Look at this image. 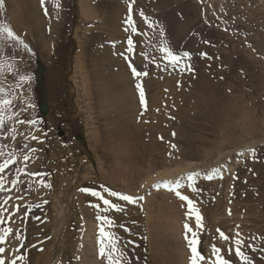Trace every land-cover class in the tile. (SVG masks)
Returning <instances> with one entry per match:
<instances>
[{"label":"rangeland","instance_id":"374dc122","mask_svg":"<svg viewBox=\"0 0 264 264\" xmlns=\"http://www.w3.org/2000/svg\"><path fill=\"white\" fill-rule=\"evenodd\" d=\"M15 1L3 0L0 6V25H8L27 45L25 48L0 35V89L6 94L0 99L12 101L3 110L0 164L15 161L0 173L4 186L0 190V236H4L0 259L4 264H110L109 255L120 264H153L148 244L137 241L146 233L147 224L152 254L161 256L158 264H190L185 236L191 240L193 232L199 241L197 250L205 257L202 264L215 260L213 246L228 264H242L235 241L253 228L246 223L232 233L225 221L234 226L238 219H252L249 206L254 203L246 201V195L254 190L255 168L264 163V0H117L119 15L110 22L113 34L105 38L94 23L116 0L102 10L93 0H82V7L77 8V0H65L64 10L57 9L61 0ZM21 7L35 13L45 42L54 40L51 32L63 27L57 53L43 54L35 41L25 38L18 15ZM129 16L132 25L127 23ZM162 46L170 49L178 62L164 59ZM133 67L147 75L134 77ZM101 72L104 77L110 74L115 83L105 80ZM201 72L216 83L229 108L237 111L230 120L219 117L223 126L232 129V146H237L230 154L224 151L229 154L226 158L230 157L227 163L211 165L203 159L211 150L209 146L226 140L208 110L204 118L190 107ZM257 74L263 85L257 79L250 85L248 78ZM22 76L30 79L21 81ZM138 83L144 93L143 105ZM188 103L186 108L192 109L190 116L198 125L194 136L202 149L199 158L185 161L188 168L174 165L149 176H143L138 164L137 181L135 178L130 186L134 189L126 191L130 174L122 155L115 151L117 127L123 137L140 134L160 119H176L178 110ZM190 119L187 116L188 122ZM250 122L256 124V139L247 136ZM161 130L160 136H154L161 144L158 153L170 158L178 153L176 143L168 140L173 130ZM117 169L121 173L114 187L111 179ZM156 174L163 177L153 180ZM13 179L17 180L14 187ZM109 191L135 199V203L124 201L129 203L124 205L125 223L109 215L112 208L103 203L114 197ZM177 192L193 202L202 217V228H197L194 214ZM152 201L159 203L143 213L147 216L144 225L141 211ZM185 224L191 232L186 233ZM7 229L11 232L5 234ZM101 229L106 234L103 237ZM125 231H130L129 235ZM116 232L134 242L130 259ZM220 233L228 239H221ZM239 248L249 264H264L259 249Z\"/></svg>","mask_w":264,"mask_h":264},{"label":"bare ground","instance_id":"6f19581e","mask_svg":"<svg viewBox=\"0 0 264 264\" xmlns=\"http://www.w3.org/2000/svg\"><path fill=\"white\" fill-rule=\"evenodd\" d=\"M73 1H75V0H73ZM112 1L113 0H93L94 5L97 8H99L100 10H102V8H104V6H106L107 3H111ZM15 2L17 4H20V0H16ZM45 2L47 4H50V2H47V1H45ZM76 2H77L76 8H77V5H79V7H82L81 6V5H83L82 0H77ZM143 2L145 3V1H143ZM84 3H85V1H84ZM118 4H119L118 1L114 2L112 7H110V9L107 12L102 11V13H101L102 18L99 17V19L96 21V23H94L96 30L97 29L100 30L101 33L103 34L102 35L103 38L111 36L113 34L111 31L110 22L114 18L117 19L118 15H119L120 9L118 8ZM64 6H65V0H61V2L57 3V9H60V10L63 9L64 10ZM96 7L93 8V11L95 10ZM90 10L92 11V9H90ZM62 12L64 15V11H62ZM18 15H19V18L22 19V21H23V26H24L23 35L25 36L26 39L31 40V41L32 40L35 41L34 46H36V48L38 47L37 49L41 53L49 55V54H52L54 52L57 53L59 51V46L61 43L60 41L62 39L64 32H65L63 30V27L61 29H58V30L51 32V34L55 36L54 40H51L49 42H45L43 37H42L43 36L42 24L36 20L37 17L35 16V13L33 11H27L24 7H21L20 10L18 11ZM95 18H97V17H95ZM78 21H80V19ZM73 35H74V32L71 35L67 36L66 37L67 40H65V41L66 42L69 41L71 38H73ZM39 48H41L42 50H40ZM91 53H92V51H91ZM79 71L80 70H78V72H77L78 75H80ZM101 74L103 77L105 76L103 72H101ZM208 74H206V75H208ZM77 78H79V77H77ZM104 79L107 81H110L112 79V77L109 74V75H106V77H104ZM254 79L255 80L257 79V81H260L261 84L263 83V82H261L263 80V78L259 74L255 75L254 77H249L248 83L251 85V82L255 81ZM112 80L115 83V79L113 78ZM245 80L247 81V79H245ZM195 89L197 90V92L195 91L196 94H194V93L192 94V96H193L192 98L194 101L192 103V105H190V103H188L187 105H185L184 108H182L181 110L179 109L178 112L180 115L174 120L168 119V120L162 121L159 118L160 121H158L156 123H154L152 121L154 123V125H152V124L147 125L148 127L145 131L142 130V132L140 134H134L131 137H129V136L123 137L120 134V130H119L121 128L117 127V129H116L117 131H115V135H113L116 137V140L118 141V143L115 146V151L117 152V154L122 155V156L121 155L120 156L123 157V160L126 162L127 169H128L129 174H130V178L127 179V180H129V182L126 185V191L129 192V191L134 189L133 187H130V186L134 184L135 180L137 181L136 177L139 173H137L136 167H138V164L141 165L143 167V170L146 171L145 172L142 170V173H144L143 176H149L153 172L158 171L159 169L160 170L161 169H163V170L171 169L170 167H173L174 165H176L175 167H179V166H186L187 167L188 164H184L185 161H193V160L199 158L198 152H200L199 149L200 150H202V149H201L200 145L198 144V141H196V137L194 136V131L197 129L198 125L195 124L197 122L195 120V117L192 118V116H190L191 115L190 110H192L193 108L195 110H197V112H198L197 116L198 117H204V118H207L204 115V112H205V110H208V112H209L208 115H210L212 117L211 121L214 122L216 129H218L219 131H222V134L226 140L225 143H220L217 146H214V145L209 146L211 150L210 151L208 150L209 153H207L206 157H204L203 159L209 161L211 163V165L212 164L217 165V164L222 163V162L227 163V161L230 159V157H228V158H226V157L231 153L230 150L236 149L237 146H232L234 143L232 141L233 140L232 139V132H233L232 129L226 128L228 126H226L225 124L223 126L224 122L219 117L222 116V117H224V119L230 120V119H232L233 115L237 114L236 113L237 111L233 109V106L231 108H229V104L226 101V96L217 87L216 83L214 84L212 82H209V80L205 77V73L203 74L201 72L199 88H195ZM103 93H105V90ZM108 94H107L106 99L109 97ZM106 103H108V102H106ZM189 105L192 109L186 108V106H189ZM234 107H235V105H234ZM179 108H181V107H179ZM187 116H188V118H191L190 119L191 123L186 120ZM226 120H224V121H226ZM162 123L164 125H162ZM249 124L250 125L247 126V129H246L247 136L250 139L258 138L259 135L257 132L256 124L254 122L253 123L250 122ZM161 129H165V130L168 129V130H166L167 132L173 130V134L168 138V140L171 142H175L176 145L178 146V153L177 154L174 153L175 155H172L170 158L161 157L160 156L161 154L158 153V149L161 147V144L154 138V136H160V134H158V131H160ZM161 132H163V130H161ZM131 141H134V144L131 143ZM242 147H244V146H242ZM203 150H205V149H203ZM224 151H230V152H229V154H228V152L223 154ZM235 154H236V152L233 153V155H235ZM158 155H159V157H158ZM188 167H190V166H188ZM203 167H206V166L203 165ZM255 170L258 173V177L254 178L252 181V183L255 186L254 190L252 192H250V194H248V196L246 195V197H248L247 199H249L246 201L254 203L253 205L249 206L250 212L252 214V219L251 218L249 220L238 219L234 226L231 225L233 223L232 221L226 220L225 222L227 223V229L230 230L232 233L236 230L242 229L243 224L245 225L246 223L248 224L249 227H251V229L253 228V231L249 235L247 232L244 233L243 235H239V236H241L239 239V241H241L240 245L242 247L243 246L251 247L252 249L257 248L264 255V231H263L264 230L263 229L264 228V163L261 164V166H257L255 168ZM119 173H121V171H119V169H117L116 173H115L114 180L111 179L112 183H114V187L115 186L117 187L116 181H118L117 176ZM162 175L163 174L154 175L153 180L155 177H156L155 180L158 179L157 177H163ZM151 183H152V180H151ZM121 189H122V187H121ZM98 197H100V193H99ZM115 198L116 197H113V198L110 197V199H107V200L114 201V203H113L114 205H117V206L119 205L118 206L119 210L112 208L111 211L109 212V215L115 217L117 222H119V223L124 222L125 223V221L126 220L128 221V219L125 216H123V214H124L123 210L125 209V211H126V208L124 207V205H127V204L129 205V203H126L124 201L120 203V201L118 199H115ZM157 203H159V202L152 201L146 207L142 208L144 210V211H141L142 216L145 215V214L143 215V213L145 211H149L150 208H153L156 205H158ZM145 208H146V210H145ZM136 210H138V209H136ZM107 214H108V212H107ZM131 215H133V213H131ZM69 220H70V218H68V221ZM130 221H132V219H130ZM145 221H147L146 215H145V217H141V222L143 223ZM149 226H150L149 224H147V226L145 225L144 231H146V233L144 234V236L140 237L137 241H141L140 245H142L141 244L142 242H146L148 244L147 252L150 253L149 259L153 264H158L161 256L159 255L160 257H157V255L152 254L151 242H150L152 235L149 234V231H150V230H148ZM128 227H130V226H128ZM127 233H128L127 231L124 232V234H127ZM129 233H130V231H129ZM129 233H128V235H129ZM236 233H234V234H236ZM115 235L117 237L119 236V238H118L119 243L122 247L126 248L125 255L127 256V258L130 259L132 257V255H134V245H132V244H134V242L126 241L127 235H124L123 237H121V233H119V232H116ZM116 236H114V242L117 239ZM248 236H251V237L249 238ZM136 243L138 244V242H136ZM159 244H160V241H159Z\"/></svg>","mask_w":264,"mask_h":264},{"label":"snow or ice","instance_id":"6c2138e0","mask_svg":"<svg viewBox=\"0 0 264 264\" xmlns=\"http://www.w3.org/2000/svg\"><path fill=\"white\" fill-rule=\"evenodd\" d=\"M41 2L43 3V0H41ZM0 6H3V0H0ZM127 23L129 25H132L133 22L131 20V16H129ZM133 31L135 32L134 27H133ZM0 35H6L8 39L16 40L18 43L23 45V41L20 40L18 36H16V34L13 32V30L8 25H0ZM132 43H133L132 40L129 39L128 40L129 51L132 50ZM23 46L25 48L27 47V45H23ZM160 51L164 54V59L168 60L170 63L178 62L179 58L175 54H173V52L170 49H168L166 46H162L160 48ZM184 55L187 56L188 54L184 53ZM130 67H131V65H130ZM189 70H191V69H189ZM0 71H3V65H0ZM132 73H133L134 77L147 75L146 72L145 73L138 72L134 67L132 68ZM20 79H21V81H26V80L30 79V77L22 76V77H20ZM136 87H137V89H140L141 104L143 105L144 104V93L141 89V85L138 83L136 85ZM0 95H6L4 93L3 89H0ZM11 103H12V101L10 99H7V98L0 99V126H2L4 123V119H3L4 107L10 106ZM19 123H25V122L19 121ZM29 123H31V122H29ZM33 139H35V137H33ZM27 159H28V157L25 156V160H27ZM14 162H15L14 160H6V161H4V163L0 164V173H2L5 170V168H7L9 166L10 163H14ZM207 178L211 179L212 177L208 176ZM188 179L191 180L192 176H189ZM2 181H3V177H0V190H3V187H4ZM16 183H17V180L13 179L12 180L13 187L16 185ZM179 186L180 185L177 184V187H179ZM193 190H195V189H193ZM109 195L117 197L120 200L127 201L129 203H135V199L133 197L128 196V195H124L122 193L109 191ZM177 195L179 196L180 199L185 200L187 202L188 207H189V213L194 214V216H195L197 228H202V224H201L202 217L199 215L198 210H196L194 208L193 202L191 200H189L187 197L180 195L179 192H177ZM141 199H142V197H141ZM5 203H6V201H5ZM103 203H104V205H106L110 208L119 210L118 206L112 204L109 200L105 199V200H103ZM105 210H107V208ZM98 219H105L106 220V218H100V217H98ZM0 222H3V221L0 220ZM184 227H185L186 233L192 231L187 224H185ZM9 232H11V229H7L5 234H7ZM105 235L106 234L103 232V229H101V236L103 237ZM192 235H193V239H191V240L188 239L187 235L185 236V239H186L188 246H189V249L191 251L190 264H202V262L205 260V257L203 255H201L197 250V244L199 243L198 239L196 238L197 233L193 232ZM220 236H221V239H224V240L228 239V237L224 236L223 233H220ZM109 239H111V238L109 237ZM3 241H4V236H0V243H2ZM235 243L237 244L236 255L238 257H240L242 264H249L247 257H245L240 251L239 244L241 243V241L237 240V241H235ZM3 251H4V249L0 248V253H2ZM112 252L113 253L116 252L115 247L112 248ZM219 252H220V250L218 248H216L215 246H213L212 253H213V256L215 257V260L209 261V264H228V262L226 260H224L219 255ZM99 254L102 257L105 255V251H104L103 247L100 248ZM108 260H109L110 264H120L119 260H114L111 255L108 256ZM0 264H4V261L2 259H0ZM12 264H15V261H13Z\"/></svg>","mask_w":264,"mask_h":264}]
</instances>
